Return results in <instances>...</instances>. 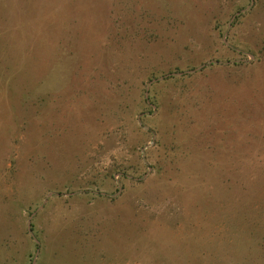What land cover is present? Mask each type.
I'll use <instances>...</instances> for the list:
<instances>
[{"label":"rangeland","instance_id":"rangeland-1","mask_svg":"<svg viewBox=\"0 0 264 264\" xmlns=\"http://www.w3.org/2000/svg\"><path fill=\"white\" fill-rule=\"evenodd\" d=\"M250 3L0 0V264H264Z\"/></svg>","mask_w":264,"mask_h":264},{"label":"water","instance_id":"water-1","mask_svg":"<svg viewBox=\"0 0 264 264\" xmlns=\"http://www.w3.org/2000/svg\"><path fill=\"white\" fill-rule=\"evenodd\" d=\"M252 5H254V0H251V3H250V5L249 6H247V7H245V8H243L242 10H240V11H238L236 14H234L233 15V17H232V19L229 21V23H228V27H230L231 25H232V22L234 21V19L239 15V14H241V13H244V12H246V11H248L251 7H252ZM226 39H227V32L225 33V35H224V40L226 41ZM250 56L251 57H254L252 54H250ZM243 60H249V59H241V61H243ZM239 61V60H238ZM211 62H214V63H217V62H221V63H226V62H228L227 60H222V61H220V60H214V61H210L209 63H211ZM235 62V61H234ZM205 64H202V65H200V66H198V67H195V68H193V69H191V70H189V71H186V73H188V72H192V71H195V70H198V69H200L201 67H203ZM178 74H181V73H178ZM151 84V82H149V85ZM148 88V87H147ZM147 91H148V89H147ZM139 121H141V116L139 117ZM146 127V126H145ZM152 131V134H153V138H152V143H154L155 142V132L153 131V130H151ZM121 187H120V190L118 191V193H120V191H121ZM97 193H101V194H108V193H106V192H99V191H97ZM118 193H116V194H118ZM72 194V193H71ZM49 196H51V194L50 195H48L46 198H45V200H44V202H46L47 200H48V198H49ZM41 207H43V203L38 207V209L36 210V211H34L33 213H32V217H33V215L41 208ZM31 220V219H30ZM29 231L30 232H32V228H31V225L29 224ZM39 251V245H38V250H37V252ZM36 259V255L34 256V260Z\"/></svg>","mask_w":264,"mask_h":264},{"label":"trees","instance_id":"trees-1","mask_svg":"<svg viewBox=\"0 0 264 264\" xmlns=\"http://www.w3.org/2000/svg\"><path fill=\"white\" fill-rule=\"evenodd\" d=\"M121 170H122V169H120V168H118L116 165L112 164V165L110 166L109 173H110L111 176H113V173H114V172H121ZM123 178H126V177H121V181L123 180ZM122 183H123V181H122ZM123 184H124V183H123Z\"/></svg>","mask_w":264,"mask_h":264}]
</instances>
